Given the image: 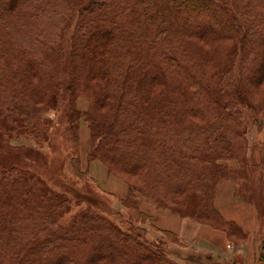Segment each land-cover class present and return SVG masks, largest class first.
I'll list each match as a JSON object with an SVG mask.
<instances>
[{"label":"trees","instance_id":"1","mask_svg":"<svg viewBox=\"0 0 264 264\" xmlns=\"http://www.w3.org/2000/svg\"><path fill=\"white\" fill-rule=\"evenodd\" d=\"M236 2L239 22L220 0H0V81L7 83L16 100L13 106L24 114L32 112L33 105H45L48 95L55 99L60 84L56 81L57 48L76 16L71 43L74 88L86 94L94 107H108L86 113L96 133L92 153L128 172L157 171V179L169 183L171 191L199 195L198 207L192 206V212L197 210L201 217L208 209L214 210L222 224L241 236L240 228L224 220L213 206L219 179L208 207L207 192L212 190L216 168L205 152L210 140L217 138L224 115L238 116L214 79L232 68L236 44L243 45L241 78L248 81L256 72L264 74V0ZM242 25L246 32L241 37ZM108 27L110 31L103 34ZM179 32L198 34L206 42L228 40L229 58L224 59V67L213 72L208 81L201 80L172 53V40ZM155 82L166 85L170 96L166 106L154 100L157 115H151L142 100L149 95V84ZM173 90L179 93L178 98L171 96ZM69 111L73 114V106ZM164 116L170 118L169 123L157 124V118ZM195 116L203 122L195 124ZM162 125L164 128L159 127ZM160 143L166 146L160 148ZM179 144L188 148V156L179 154ZM93 205L46 240L30 246L31 237L63 217L70 201L29 171H19L17 176L3 174L0 264H89L91 261L82 259L84 248L93 249L97 242L121 249L116 256L101 251L94 261L105 264L131 260L130 264H180L163 248L164 241H144ZM164 232L182 244L174 233ZM258 260L264 263V241Z\"/></svg>","mask_w":264,"mask_h":264},{"label":"rangeland","instance_id":"2","mask_svg":"<svg viewBox=\"0 0 264 264\" xmlns=\"http://www.w3.org/2000/svg\"><path fill=\"white\" fill-rule=\"evenodd\" d=\"M220 1L227 6L228 14L239 22V4L236 0ZM246 2L247 0H244L243 4ZM243 7L244 5L240 9ZM76 20L75 16L69 21L57 48L59 62L56 81L60 84L56 87L58 94L55 99L54 96L48 95L45 97V105H33V111L24 114L13 106L16 100L7 83L0 81V177L5 173L17 176L19 171H29L43 181L48 189L64 193L70 201L69 209L63 217L51 221L40 233L31 237L30 246L49 238L59 226L69 223L74 216L93 203V207L99 212L144 241H164L163 248L178 263L213 264V256L209 253L186 250L182 244L177 243L171 233L161 234L154 224L159 215L163 214L190 217L196 222L224 231L227 238L235 244L243 243L241 236L233 234L229 225L222 224L217 219L214 210L210 209L209 212L208 209L207 214L201 217L197 210L192 212V206L198 205V194L192 195L187 190L173 192L167 188L169 183L167 185L163 179H157V171L155 173L144 168L128 172L95 155V151L92 153L96 133L94 134L93 123L86 113L93 114L94 110L101 112L108 107H94L86 94L74 88L75 71L71 43ZM109 29L108 27L102 30L103 34L108 33ZM245 32V25H242L241 37ZM172 41L175 45L173 55L183 65L192 67L204 82L209 80L213 72L222 69L224 59L229 58L226 53L230 43L228 40L206 42L201 40L198 34L179 32ZM242 51L243 45L236 44L231 61L232 68L222 73L220 78H214L219 81L221 91L231 99L234 105L232 108L237 109L238 116L224 115L217 138H212L205 147V152L213 159L216 168L211 179L212 190L207 192V204L208 207L212 204L210 194L217 179L226 176L235 178L244 196L258 204V218L262 224L264 209L261 206L259 178L264 176V74L259 76L256 72L257 76L250 77L248 81L241 78ZM35 81L36 79L32 78L31 82ZM163 85L150 83L149 89L147 88L149 95L142 100L143 105L149 107L151 115H157V110L152 105L154 100L158 99L161 106H166L170 93L166 90L167 86ZM176 93L172 92L171 96L178 98L179 93ZM71 106L74 109L73 114L69 111ZM169 119L167 116L157 118V124L169 123ZM192 120L195 124L203 122L199 116L192 117ZM159 127L164 128L163 125ZM163 134L159 133V138L162 139ZM183 135L185 136V133ZM162 143L161 146L158 144L160 148L166 146ZM176 147L179 154L189 155L185 146L179 144ZM152 213H156V219ZM255 235L261 237L263 242L264 228L260 234ZM101 243L103 242H97L93 249L84 248L82 259L91 261L89 264H105L101 260L94 261L101 251L114 256L121 252L120 247H104ZM72 258L80 261L75 254H72Z\"/></svg>","mask_w":264,"mask_h":264},{"label":"crops","instance_id":"3","mask_svg":"<svg viewBox=\"0 0 264 264\" xmlns=\"http://www.w3.org/2000/svg\"><path fill=\"white\" fill-rule=\"evenodd\" d=\"M259 179L261 206L264 209V176ZM244 195L237 179L226 176L216 183L213 197V206L221 217L240 228V238L244 241L241 244L231 242L224 231L196 222L190 217L163 214L157 218L154 215L156 213H152L157 218L154 221L155 227L161 234L162 231L174 233L186 250L209 253L213 256V264H263L258 260L262 238L255 234H260L264 228V213L260 224L258 204ZM236 254L240 257L239 260Z\"/></svg>","mask_w":264,"mask_h":264}]
</instances>
